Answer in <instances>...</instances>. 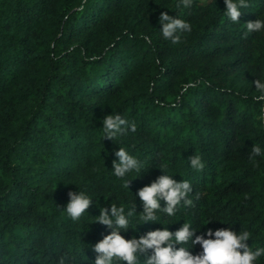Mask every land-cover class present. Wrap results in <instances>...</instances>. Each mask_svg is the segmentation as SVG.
<instances>
[{"label": "trees", "instance_id": "trees-1", "mask_svg": "<svg viewBox=\"0 0 264 264\" xmlns=\"http://www.w3.org/2000/svg\"><path fill=\"white\" fill-rule=\"evenodd\" d=\"M247 4L233 23L224 0H0V264H56L77 245L78 264H91V245L112 230L92 221L99 207L132 201L125 238L231 222L264 246V159L250 158L253 144L264 147L253 84L264 79V32L245 24L264 19V0ZM164 11L192 26L178 43L160 32ZM112 111L136 131L103 137L100 118ZM118 143L144 164L129 188L111 170ZM163 165L190 180L193 203L164 214L167 225L140 222L135 194ZM78 186L93 202L72 221L61 208Z\"/></svg>", "mask_w": 264, "mask_h": 264}, {"label": "clouds", "instance_id": "clouds-1", "mask_svg": "<svg viewBox=\"0 0 264 264\" xmlns=\"http://www.w3.org/2000/svg\"><path fill=\"white\" fill-rule=\"evenodd\" d=\"M180 2L188 7L192 0H180ZM224 3L223 15L233 23H239L241 9L248 7L247 0H224ZM158 22L162 25L160 32L163 38L171 40L172 43L179 42L181 33L192 30L189 21L178 15L174 17L167 11L160 13ZM245 24L249 33L264 32V19L262 18L247 21ZM253 84L259 93L255 99L257 101L264 100V79L256 78L253 80ZM100 119L103 137L113 139L124 134L126 130L136 131V125L129 123L119 112L112 111ZM119 145L120 147L115 151V156L118 159L113 160L111 170L112 174L120 178L124 186L129 188L130 178L127 177L134 172L141 174L144 164L141 159L130 154L121 144ZM255 157L264 159V147L260 144L252 145L250 158L254 159ZM187 160L192 169L200 170L204 167L201 156L198 154L188 157ZM160 168L163 169V174L149 184L140 187L135 194L142 202V211L139 212L138 217L140 222H159L162 225H167L174 220L164 219V214H167V217H174L181 207L190 206L193 203L189 197V193L193 192L190 180L174 179L167 169V165ZM68 195L70 199L63 208H60L72 221H79L93 202V197L79 186L78 191H70ZM161 201H164L163 206ZM136 213L133 201L129 207L113 203H111L110 209L99 207V215L94 216L96 218L92 221L101 222L112 230L91 245L92 250L96 253L91 264H125V262L126 264H257L259 259L264 256V246L252 247L247 242L249 238H252L250 230L240 229L237 231L231 226V222L227 221L225 222L229 224V227L206 228L204 232L196 235L194 233L197 232L200 225L191 228L193 223L190 220H185L182 226L174 231L165 226L150 230L146 234L140 235L139 238L135 235L125 238L122 231H127L130 225L133 226L132 221ZM210 220L212 219L208 218L202 224L206 225ZM205 234L207 238H205ZM196 244L201 245V250L193 253L190 249ZM83 249L84 247L81 249L77 245L71 255L60 254L56 264H78L76 254H83ZM88 259L90 258L88 257Z\"/></svg>", "mask_w": 264, "mask_h": 264}, {"label": "built area", "instance_id": "built-area-1", "mask_svg": "<svg viewBox=\"0 0 264 264\" xmlns=\"http://www.w3.org/2000/svg\"><path fill=\"white\" fill-rule=\"evenodd\" d=\"M261 118H262V121H263V124H264V112L262 113Z\"/></svg>", "mask_w": 264, "mask_h": 264}, {"label": "rangeland", "instance_id": "rangeland-1", "mask_svg": "<svg viewBox=\"0 0 264 264\" xmlns=\"http://www.w3.org/2000/svg\"><path fill=\"white\" fill-rule=\"evenodd\" d=\"M203 1V0H202Z\"/></svg>", "mask_w": 264, "mask_h": 264}]
</instances>
